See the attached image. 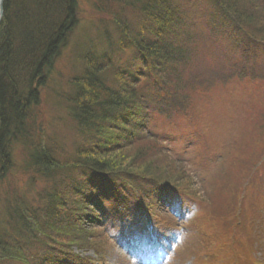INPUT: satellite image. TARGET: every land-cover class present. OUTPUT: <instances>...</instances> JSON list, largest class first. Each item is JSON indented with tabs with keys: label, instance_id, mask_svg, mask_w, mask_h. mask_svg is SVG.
I'll return each mask as SVG.
<instances>
[{
	"label": "trees",
	"instance_id": "16d2710c",
	"mask_svg": "<svg viewBox=\"0 0 264 264\" xmlns=\"http://www.w3.org/2000/svg\"><path fill=\"white\" fill-rule=\"evenodd\" d=\"M79 2H3L0 183L17 167L31 179L51 183L52 192L41 199L40 218L30 208L27 213L17 208L20 198L6 199L0 264L96 263L70 251L71 242L84 248L82 242L92 233L83 222L102 239H110L126 229L116 225L125 219L127 227L144 223L145 216L157 227L167 226L165 215L156 211L168 207V214L178 213L184 225L191 206L183 208V201H193V194L163 179L147 158L157 152L161 160L181 165L193 148L207 158L203 133L191 128L196 120L188 108L200 99L220 107L226 98L221 90L233 83L251 92L261 85L241 127L240 135L249 132L252 138L241 136L231 149L249 153L244 161L229 165L236 169L238 183L244 170H237H248L252 159L264 157V74L256 73L262 67L251 52L264 51V0H92L96 13L109 17L115 31L109 34L108 22L100 23L94 41H84V52L78 46L67 55L77 71H68L65 86L70 93L63 94V89L55 90V75L79 26ZM50 89L64 104L65 120L74 132L70 152L45 130L43 94ZM184 121L190 132L182 136L185 148L176 151ZM262 163L254 161L252 174ZM251 183L250 177L243 194L237 191L241 182L227 189L218 216V242L225 245L220 264H259L248 248L257 227H264V189L252 191ZM15 221L27 227L30 240L24 245L34 251L29 260L21 252L3 255ZM164 234L159 230L160 242Z\"/></svg>",
	"mask_w": 264,
	"mask_h": 264
},
{
	"label": "rangeland",
	"instance_id": "374dc122",
	"mask_svg": "<svg viewBox=\"0 0 264 264\" xmlns=\"http://www.w3.org/2000/svg\"><path fill=\"white\" fill-rule=\"evenodd\" d=\"M91 1L92 0H80L78 9L79 26L69 39V47L65 50L57 65L55 75L57 83H55V85L58 86H56L55 90L61 88V90L63 89L61 91L63 94L70 93L68 87L65 86L66 77H68L69 74L68 71H77V66L74 68V64L69 57L67 58V55L70 54L73 49L76 50L78 46H80L79 50L84 52V41H94L93 38L97 37L99 31V24H104L109 20V17L101 18V15L96 13ZM104 25L109 34L114 33V26L111 25L110 22ZM251 52L253 53V57L254 53L257 57H254L256 59V65L262 67L260 71L256 69V73L263 75L264 51L254 50ZM249 68L254 69V64L250 63ZM263 85L262 83V87L264 88ZM260 87L261 85L257 86V88L251 92V90H245L238 84L233 83L228 87V90H221L224 92L221 94L226 98H221V100L225 102L221 101L220 107L213 108L212 103L206 100L204 104H202L201 99L199 105L192 107V104H195L192 101L188 111L196 121L191 128L198 127L201 129L203 140L205 145L207 144V152L209 153L207 154V158H201L198 155L197 149L193 148L189 150V153L184 158L185 161L181 165L176 164L175 166L172 164L175 162L174 160H161V158L156 155L157 152H155V155L149 156L147 158L148 160L146 159L159 171V175L162 176L163 179H170L178 186H182L189 194H193V199L195 198L193 200L194 202H188L187 200L183 201V203L186 204L183 208H189V206H191L188 210L189 214L185 219L186 223L183 225L185 227H181L182 221L176 217L179 215L178 213L175 214L176 216L174 214H168V207L163 208L161 211H156L159 214L165 215L162 218L167 219V224L170 225L171 229L175 228L166 242L159 246L154 228L163 229L165 226L157 224V227L148 216H146L143 225L140 223L132 229L127 230L126 228L125 230H120L117 236H111L110 239H102L100 237L102 235L99 234V231L91 229L87 226L88 223L83 222V228H85L86 231L90 230L92 233L90 237L85 238L82 242L84 248H82L79 243L71 242V245H69L70 251L82 255L83 257L93 259V261L96 262L94 264H220L219 259L224 255L222 250L225 245L218 242L220 236L219 231H221L220 228L222 229L219 224L220 219H218V216L220 215L219 212L223 202L226 197H228L227 189L230 188V186L239 185L241 182V185L238 187L239 190L237 191L243 194V189L250 177L253 182V185L252 183L250 184L252 191L261 188L264 189V180L262 179L264 176V157L261 155L258 159L261 161L263 160V165H259L254 174H252L254 161L258 159H252V162L249 164L250 168L247 166L248 170H237L238 173L244 170L240 176L239 183L238 179L234 176V171L236 169L229 166L232 162H242L248 157L249 153L246 155L238 150L235 154L232 153L231 149L234 147L233 144L237 139L245 137V141H247L252 138L249 132L247 136H245L243 132L241 135L240 133L242 131L241 127H244L245 119L248 118L246 111H252L251 109H253L252 105H250V100L257 101L255 98L257 94L255 92ZM44 92L45 95L43 94L44 99L42 107L44 109L45 130L48 136L54 137L56 140H59V142H62L60 148H64L66 152H70L72 150L71 145L74 140V132L68 123L69 121L65 120L64 104L57 102L61 99L54 94L55 91L52 92L50 89ZM211 100L210 98V101ZM221 105H223L222 108ZM185 124L184 121L181 125L183 127L179 129L178 134L181 133L182 135L179 137L176 151H182L185 148L182 136L188 135L190 132V129L184 126ZM247 143L249 144L250 142H241L242 145ZM132 150V153L138 156L139 151L135 149ZM140 161H143V159L141 158ZM260 174L262 177H260ZM48 192H52L51 183H46L38 178L37 181L34 178L31 179L30 175L23 174L21 168L18 169L16 167V169L6 177L5 181L0 183V234H2L1 230L4 229L2 217L4 206L7 205L6 199L9 198V200H11L13 196L20 198L18 199L20 202L17 208L24 209L26 213L28 212L27 208H30V214L34 211L39 217L41 199ZM184 198L186 199V197ZM175 204H177V202H175ZM249 204H247L246 207H248ZM252 209H254L253 206ZM255 222H253L252 225ZM125 223H127V220L118 222L116 225L118 228H123ZM11 225V230L9 231L11 235L8 240L10 246L2 245L6 248L3 255L9 257L10 252H14L13 255H19L21 252L26 256L28 255L26 258L29 260L31 256L30 253L34 251L24 245L30 240L25 235V229L27 227L16 221L12 222ZM27 226L28 228L31 227L30 225ZM83 230L84 229H76L75 232L82 234ZM260 230L261 229L257 227L256 238L250 240L248 249L249 254L252 253L250 254L252 259L257 257V262L259 264H264V228ZM112 234L115 235V233ZM97 238H100L102 242H100V240L98 241ZM228 250H230L229 246L227 248V251ZM246 250L247 249H244V252H246Z\"/></svg>",
	"mask_w": 264,
	"mask_h": 264
},
{
	"label": "water",
	"instance_id": "95a60500",
	"mask_svg": "<svg viewBox=\"0 0 264 264\" xmlns=\"http://www.w3.org/2000/svg\"><path fill=\"white\" fill-rule=\"evenodd\" d=\"M4 0H0V20L2 18L3 10H2V5H3Z\"/></svg>",
	"mask_w": 264,
	"mask_h": 264
}]
</instances>
